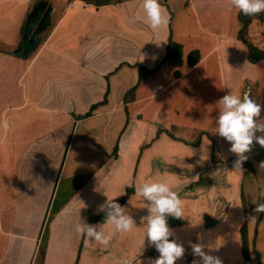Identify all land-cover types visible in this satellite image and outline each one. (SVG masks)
Listing matches in <instances>:
<instances>
[{
	"label": "crops",
	"instance_id": "obj_1",
	"mask_svg": "<svg viewBox=\"0 0 264 264\" xmlns=\"http://www.w3.org/2000/svg\"><path fill=\"white\" fill-rule=\"evenodd\" d=\"M40 5L38 21L50 10L41 41L27 59L10 55L23 46L26 24ZM161 5L168 24L153 32L136 20L144 16L141 0H0V264H150L142 219L147 202L135 195L145 182H165L183 201V217H168L170 238L185 248L176 264H192L195 243L217 249L210 254L223 264H245L242 227L251 241L260 231L264 237V213L251 225L254 211L247 212L243 200L247 169L227 172L224 199L231 206L220 216L218 171L203 174L215 140L205 133L195 146L193 132L181 131L196 130L188 123L194 116L181 122V83L211 60L222 67L224 81L231 67L220 44L224 39L232 47L233 38L206 28L209 43L188 50L200 51L198 65L167 74L164 62L139 80V65L153 69L166 55L170 28L173 37L189 30L180 21L172 26L168 6ZM201 12L194 21L203 26ZM131 189L122 206L136 227L115 233L107 247L85 245L75 226L102 223L98 206Z\"/></svg>",
	"mask_w": 264,
	"mask_h": 264
},
{
	"label": "rangeland",
	"instance_id": "obj_2",
	"mask_svg": "<svg viewBox=\"0 0 264 264\" xmlns=\"http://www.w3.org/2000/svg\"><path fill=\"white\" fill-rule=\"evenodd\" d=\"M89 1L95 2V0ZM159 3L168 6L172 17V21H170L172 26L178 28L177 21H180L184 23L185 28L189 29L188 33L181 35V37L177 33L173 37L184 45L183 54L185 59L188 50L193 48L204 49L206 44L209 43V39L204 37L205 35L202 36L204 29L207 30L206 28L220 31L222 35H219L223 38H226V36L233 38L232 47L224 39L220 44L219 51L222 55L229 56L230 62L228 63L231 67L228 70L231 73H228L229 76L224 81L221 76L222 67L214 66L211 60L209 64L193 71L190 78L181 83V122L187 123L186 121L189 120L190 116H194L195 120L188 123L196 128V130H188V128L182 127L181 131H192L194 142L203 132L209 135L213 141L215 140L213 154L211 155V167L209 168V164L206 167L203 166L205 167L203 174H208L209 170L214 171L216 169L218 171V212L220 216H223L221 215L222 209L225 208L226 210L231 206V203L224 199L225 178L227 172L233 167L235 160L224 158L223 151L230 152L231 145L215 132V118L218 115L215 102L230 91L240 95L247 92L253 100L261 105L260 121L264 122V61L257 64L249 62L247 46L237 39L238 32L242 27L238 19L239 12L230 5L229 0H159ZM224 7L228 8V17L222 14ZM199 10H202L200 16L203 26H200L198 21H194ZM186 17L188 20H186ZM245 35L250 43L258 49L264 50V19L253 18ZM188 38H191V41ZM196 45L200 47H194ZM207 66L208 68H206ZM183 67H181V72H186L189 69L186 63ZM167 69L166 73L168 74L173 68L168 65ZM199 129L208 130V132ZM177 131H180V129L171 130L172 133H177ZM257 135L261 134L257 133ZM222 147H224L223 150ZM248 155L251 162H247L246 167H244L247 169V174L243 181V191L246 197L245 206L250 210L247 212H251V210H254L256 203L264 202V197L260 196V193L264 191V170L260 171L257 167L260 162L264 161V148L254 144L253 151ZM249 163L252 164L249 165ZM252 215H255V213ZM252 223L253 220L250 224L252 225ZM252 237V234H250V239L248 238L251 263L259 264L254 254V250H257L260 253V263L264 264V241L262 240L264 237L261 231L258 233L256 241H251Z\"/></svg>",
	"mask_w": 264,
	"mask_h": 264
},
{
	"label": "clouds",
	"instance_id": "obj_3",
	"mask_svg": "<svg viewBox=\"0 0 264 264\" xmlns=\"http://www.w3.org/2000/svg\"><path fill=\"white\" fill-rule=\"evenodd\" d=\"M229 3L244 16H256L264 12V0H229ZM141 8L146 19L138 13L136 20L146 24L153 32L168 24L166 9L159 0H141ZM215 109L218 112L215 118V132L230 143L229 151L237 157L233 162L234 169L243 168V164L249 159L248 154L253 151L254 144L264 148V122L260 121L262 107L249 93L240 95L230 91L215 102ZM257 167L260 171L264 170V161ZM135 195L147 202L148 215L142 217L146 221L145 240L159 253L150 264H176L184 257L185 248L174 239H170L173 232L168 226V217L178 219L183 217V201L178 191L173 190L165 182H145L142 186L136 187ZM260 196L264 197V191ZM116 200L107 199L98 206L97 214L103 212L105 208L109 209L102 223L97 225L78 223L75 226V231L84 237L85 245L91 242L93 245L107 247L115 233H128L136 227L132 216L126 214L127 207ZM253 211L255 214L264 213V202L256 203ZM256 218V215L250 217L253 221ZM108 229L112 231L106 234ZM190 247L194 257L192 264H223L219 256L210 254L217 249L208 246V251H205V245L201 243L191 244Z\"/></svg>",
	"mask_w": 264,
	"mask_h": 264
},
{
	"label": "trees",
	"instance_id": "obj_4",
	"mask_svg": "<svg viewBox=\"0 0 264 264\" xmlns=\"http://www.w3.org/2000/svg\"><path fill=\"white\" fill-rule=\"evenodd\" d=\"M96 5H105L109 4V0H95ZM256 18L259 20L264 19V12L260 13L259 15L256 16H244L242 13H239L238 19L242 24L241 29L238 32L237 39L241 43H243L245 46L248 48V60L252 64H257L259 62L264 61V50L258 49L256 46H254L252 43H250L245 35V32L247 28L249 27L250 23L252 22V19ZM172 21V17L170 19ZM201 53L199 50H192L188 53L186 59L184 58L183 54V45L176 42L173 38V32L172 29L170 28V36L168 39V45H167V52L166 55L163 57L161 61H159L156 66L153 69H147L143 66H138L139 67V80H144L147 79L150 75L153 73H156L160 70L162 64L164 62L169 63L173 68H180L184 66L186 63L188 67L192 68L196 65H198L201 61ZM174 76L176 78H179L181 76V73L179 70H176L174 72ZM133 93V91H131ZM94 108V107H93ZM90 115V113L88 114ZM165 132L167 135H169L172 139L178 140L169 130H160L159 134ZM261 134V133H260ZM205 135V133H201L200 137L195 141L193 144L199 145L202 136ZM236 160V159H235ZM247 162H250L249 159L243 164V167H246ZM251 163H249L250 165ZM133 192V190H129L127 192V195L121 199H117L116 202H118L121 205H124L128 197L130 196V193ZM243 200H246V197L243 196ZM109 209L105 208V210L98 216L96 217V221L98 222H103L106 217V213ZM248 217V215H247ZM241 235H242V247H243V257L245 264H252L251 263V257H250V247L248 243V235H247V226L246 224L242 227L241 229ZM171 239V238H170ZM144 254L153 258H157L159 256V253L156 251V249L152 246L149 245V243L146 240V245H145V251ZM254 254L258 260V263H260V253L257 250H254Z\"/></svg>",
	"mask_w": 264,
	"mask_h": 264
},
{
	"label": "water",
	"instance_id": "obj_5",
	"mask_svg": "<svg viewBox=\"0 0 264 264\" xmlns=\"http://www.w3.org/2000/svg\"><path fill=\"white\" fill-rule=\"evenodd\" d=\"M43 9H44V5H40L34 10L24 30L23 46L17 49L16 51L10 52L9 53L10 55L14 57L22 58V59H27L30 53L39 44V42L41 41L39 33L43 29V26L48 25V14L50 11L48 10L43 15V17L38 21Z\"/></svg>",
	"mask_w": 264,
	"mask_h": 264
}]
</instances>
